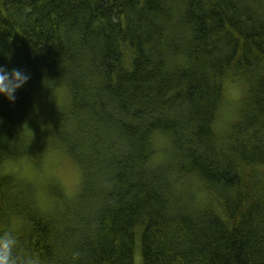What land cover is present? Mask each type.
Returning a JSON list of instances; mask_svg holds the SVG:
<instances>
[{
  "label": "trees",
  "instance_id": "16d2710c",
  "mask_svg": "<svg viewBox=\"0 0 264 264\" xmlns=\"http://www.w3.org/2000/svg\"><path fill=\"white\" fill-rule=\"evenodd\" d=\"M0 66L30 76L15 102L0 95V231L80 264H135L137 250L141 264H264V0H0ZM45 78L70 90L65 138L87 177L56 216L8 168L26 163L24 122L29 151L44 147L37 95L57 138ZM238 82L237 117L217 131ZM158 129L174 148L149 167Z\"/></svg>",
  "mask_w": 264,
  "mask_h": 264
},
{
  "label": "clouds",
  "instance_id": "9594fccd",
  "mask_svg": "<svg viewBox=\"0 0 264 264\" xmlns=\"http://www.w3.org/2000/svg\"><path fill=\"white\" fill-rule=\"evenodd\" d=\"M30 79L29 74L20 69H7L0 66V95L5 96L10 102H15L16 92L22 88ZM52 83H46L45 81ZM44 86L50 92V100L55 104L59 113L62 114L60 127L55 129L58 133L56 139H52V132L47 127L49 124H42L41 130L47 131L44 147L41 151L33 154L29 151L33 144L35 130L24 122L17 132L16 137L22 138L27 145V160L25 172L22 179L34 183L36 188V207L42 214L59 215L67 211L69 206L78 199L77 191L68 187L65 175L69 168L77 175V183L83 186L86 180V173L81 164L78 152H73L69 141L65 138L71 135L69 125L74 119L71 106L68 103L70 90L66 84L59 80L45 78ZM233 117L229 112H224L217 122L216 130H224L227 122ZM64 123V133L60 134L61 124ZM155 154L148 162L149 167H161L169 161L168 150L174 148L171 139L164 130H156L152 136ZM73 144L77 141H72ZM196 183V178H193ZM55 189V190H54ZM64 255H68L70 264H80L79 250L72 249L57 252L51 256L38 255L26 247L22 242L17 230L9 227L0 231V264H61Z\"/></svg>",
  "mask_w": 264,
  "mask_h": 264
},
{
  "label": "rangeland",
  "instance_id": "374dc122",
  "mask_svg": "<svg viewBox=\"0 0 264 264\" xmlns=\"http://www.w3.org/2000/svg\"><path fill=\"white\" fill-rule=\"evenodd\" d=\"M245 93H246V83H244V82H238L235 84L229 83L225 87L223 106L221 108V111H220V114L218 117V121L221 119V116L224 112H226V111L229 112L232 115L233 119L227 122L226 128L229 127L230 122L235 121L234 118L237 117L236 115L239 112L238 111L240 109L239 106L241 105V101H242ZM49 98H50V94H49ZM43 100L44 99L40 95L36 96L35 103L38 105V107L36 108V115L34 117L33 122L36 126H38V128L40 130H41L42 124H49V116L46 112V110H47L46 104L48 102L43 101ZM34 124H33V126H34ZM42 127H43V125H42ZM47 127L49 128V125H47ZM221 131H223V130H221ZM41 132L43 133V139L45 140V138L48 135V132L42 131V130H41ZM51 138H52V136H51ZM8 168L11 169L13 173H16L21 178L24 177L25 172L27 171L25 164L24 163L22 164L21 162L14 163V164L8 166ZM65 180H66L69 188L77 191V193L79 192L81 185L79 183H77L78 177L70 168L65 175ZM30 183H32L34 185L33 182H30ZM34 199H35V203H36V188L34 190ZM135 264H141V258H140V251L139 250H137V252H136Z\"/></svg>",
  "mask_w": 264,
  "mask_h": 264
}]
</instances>
